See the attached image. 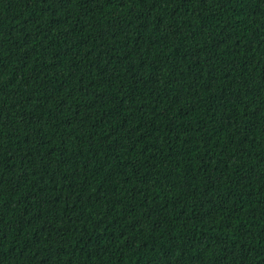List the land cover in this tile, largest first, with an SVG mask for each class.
Masks as SVG:
<instances>
[{
  "label": "trees",
  "instance_id": "1",
  "mask_svg": "<svg viewBox=\"0 0 264 264\" xmlns=\"http://www.w3.org/2000/svg\"><path fill=\"white\" fill-rule=\"evenodd\" d=\"M0 264H264V0H0Z\"/></svg>",
  "mask_w": 264,
  "mask_h": 264
}]
</instances>
